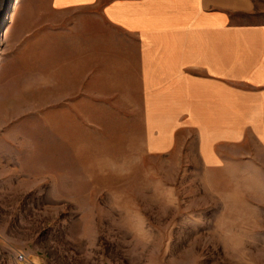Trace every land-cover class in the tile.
<instances>
[{
	"label": "rangeland",
	"instance_id": "obj_1",
	"mask_svg": "<svg viewBox=\"0 0 264 264\" xmlns=\"http://www.w3.org/2000/svg\"><path fill=\"white\" fill-rule=\"evenodd\" d=\"M12 3L0 0V260L264 264L252 166L147 154L136 87L118 84L106 38L78 30L94 18Z\"/></svg>",
	"mask_w": 264,
	"mask_h": 264
},
{
	"label": "crops",
	"instance_id": "obj_2",
	"mask_svg": "<svg viewBox=\"0 0 264 264\" xmlns=\"http://www.w3.org/2000/svg\"><path fill=\"white\" fill-rule=\"evenodd\" d=\"M49 6L94 18L92 25L80 21L78 30L106 38L118 84L136 87L147 154L226 173L252 166L264 195V0H49Z\"/></svg>",
	"mask_w": 264,
	"mask_h": 264
},
{
	"label": "built area",
	"instance_id": "obj_3",
	"mask_svg": "<svg viewBox=\"0 0 264 264\" xmlns=\"http://www.w3.org/2000/svg\"><path fill=\"white\" fill-rule=\"evenodd\" d=\"M15 258H16V262L17 264H28V260H27V257L26 255L21 252V251H18L16 254H15Z\"/></svg>",
	"mask_w": 264,
	"mask_h": 264
},
{
	"label": "water",
	"instance_id": "obj_4",
	"mask_svg": "<svg viewBox=\"0 0 264 264\" xmlns=\"http://www.w3.org/2000/svg\"><path fill=\"white\" fill-rule=\"evenodd\" d=\"M5 15H6V13H5V11H4V12H3V19L1 18L0 21H1V20H4V16H5ZM4 23H5V21H4L3 23H0V31L3 29V27H4V25H5Z\"/></svg>",
	"mask_w": 264,
	"mask_h": 264
},
{
	"label": "bare ground",
	"instance_id": "obj_5",
	"mask_svg": "<svg viewBox=\"0 0 264 264\" xmlns=\"http://www.w3.org/2000/svg\"><path fill=\"white\" fill-rule=\"evenodd\" d=\"M18 2H19V0H13V3H12L11 8L13 7L12 9H14L15 5H16ZM9 15H10V14H8L7 17H9ZM7 17H6V18H7Z\"/></svg>",
	"mask_w": 264,
	"mask_h": 264
}]
</instances>
